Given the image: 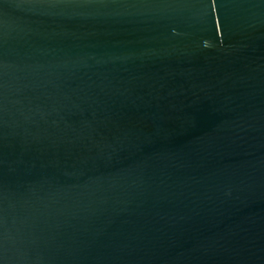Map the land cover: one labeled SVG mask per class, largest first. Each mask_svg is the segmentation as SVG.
<instances>
[{"label": "water", "instance_id": "water-1", "mask_svg": "<svg viewBox=\"0 0 264 264\" xmlns=\"http://www.w3.org/2000/svg\"><path fill=\"white\" fill-rule=\"evenodd\" d=\"M0 264H264V0H0Z\"/></svg>", "mask_w": 264, "mask_h": 264}]
</instances>
